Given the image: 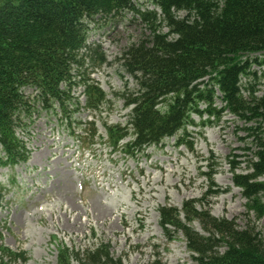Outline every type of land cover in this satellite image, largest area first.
Listing matches in <instances>:
<instances>
[{
  "label": "trees",
  "instance_id": "16d2710c",
  "mask_svg": "<svg viewBox=\"0 0 264 264\" xmlns=\"http://www.w3.org/2000/svg\"><path fill=\"white\" fill-rule=\"evenodd\" d=\"M137 1L0 0V167L28 162L30 151L20 135L30 137V126L42 112L60 114L66 122L76 120L82 107L100 113L106 95L91 74L106 60L87 45L90 25L135 11L149 35L121 56L136 89L126 102L131 108L126 125H104L108 145L115 149L131 135L126 148L135 154L187 134L188 127L199 126L194 117L201 126L219 118L212 108L219 98L221 112L251 124L250 173L234 175L232 181L247 212L264 220V71L258 79L261 94L244 97L240 85L249 74V56L264 55V0H145L154 6L150 11L136 9ZM180 12L184 17H177ZM253 62L264 66V57ZM79 89L83 106L75 95ZM66 129L82 146L90 147L97 136L94 121L85 122L82 137ZM3 197L0 185V203ZM159 214L165 233L183 234L194 264H264V240L253 229L214 218L194 203L181 210L163 207ZM194 222L204 235L193 230ZM79 255L60 246L57 264H71L73 258L81 262ZM81 255L90 264H121L103 244ZM27 261L24 251L0 245V264Z\"/></svg>",
  "mask_w": 264,
  "mask_h": 264
},
{
  "label": "rangeland",
  "instance_id": "374dc122",
  "mask_svg": "<svg viewBox=\"0 0 264 264\" xmlns=\"http://www.w3.org/2000/svg\"><path fill=\"white\" fill-rule=\"evenodd\" d=\"M135 8L150 11L154 6L140 0ZM148 35L135 11L97 18L87 45L106 60L91 74L106 95L100 113L82 107L76 120L66 122L60 114L42 112L30 126V137L20 135L30 151L28 162L0 167V245L24 251L26 264H57L60 246L80 254L81 262L73 258L71 264H90L81 254L102 244L121 264H194L183 234L172 229L165 233L159 224L160 208L181 210L185 203L239 229H253L264 240V220L247 212L246 200L232 181L234 175L250 173L251 124L221 112L219 98L212 105L219 118L201 126L194 117L199 126L188 127L187 134L180 132L135 154L126 148L131 135L115 149L108 145L104 125H126L131 109L126 102L136 89L121 56ZM263 57L249 56V74L240 81L244 97L261 94L258 79L264 66L253 61ZM75 95L83 106L81 89ZM86 121H94L97 130L90 147L80 145L66 129L70 126L82 137ZM191 227L204 235L199 222Z\"/></svg>",
  "mask_w": 264,
  "mask_h": 264
},
{
  "label": "bare ground",
  "instance_id": "6f19581e",
  "mask_svg": "<svg viewBox=\"0 0 264 264\" xmlns=\"http://www.w3.org/2000/svg\"><path fill=\"white\" fill-rule=\"evenodd\" d=\"M174 173H176V172H174Z\"/></svg>",
  "mask_w": 264,
  "mask_h": 264
}]
</instances>
